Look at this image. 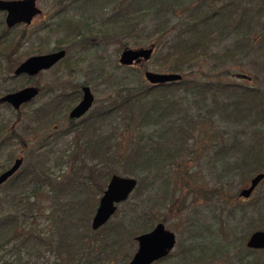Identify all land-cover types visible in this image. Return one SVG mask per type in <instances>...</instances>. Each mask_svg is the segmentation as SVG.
<instances>
[{"label":"rangeland","instance_id":"rangeland-1","mask_svg":"<svg viewBox=\"0 0 264 264\" xmlns=\"http://www.w3.org/2000/svg\"><path fill=\"white\" fill-rule=\"evenodd\" d=\"M110 1H39L38 8L42 9V15L35 19L32 26L22 25L18 30L26 32V40L23 41L25 44L17 52L20 64L31 57L68 51L67 56L60 64L50 71L43 72L40 77L31 80L26 76L16 78L12 74L10 76L14 77L13 80L5 82L10 77L7 71L8 56L7 54L5 56L0 54V92L4 90L18 92L27 87H36L34 84L37 83L43 91L41 97L22 109L24 120L18 124L17 112L13 108L9 109L7 105L0 108V128L5 121H9L10 129L12 130L14 127L16 133L23 138L25 137L28 144L27 148L24 149L23 145H18L17 141H13L12 144L3 149L0 153V176L14 166L16 160L20 159L24 164L16 176L21 172H26L33 166L32 164L36 166L37 161H40V169H38L40 174L47 175L48 171L53 168L55 176L61 175L60 167L63 169L64 164H66L65 152H68L77 140L75 135L62 137V134L67 131V123L70 120L69 114L81 101V87L89 86L95 95V105L88 113L91 115L106 109L107 105L110 106V103L117 99V95L122 89L135 92L139 89L142 90V88H149L150 84L145 80L146 71L173 74L158 69L163 64V62L161 63L162 56L167 52L164 46L153 54L151 61L143 63L141 66L131 67L133 71H127L126 69L129 68L119 64V58L126 48L140 50L147 48L148 45L142 44L140 39L126 37V32L121 25H115V17L113 16L116 13V5ZM217 1L221 2V0ZM0 20L6 23L5 15L2 13ZM256 21L258 24L252 26L250 33H248L249 36L242 32L231 33L225 38H217L210 47L207 54L208 61L212 66H219L217 73L223 78L226 85L256 88L259 91H264V17ZM183 22V16L172 17L173 25L179 26ZM143 25L142 28L145 26L149 29L152 28V18H149ZM12 31L16 32V29ZM244 36L249 37L248 43L246 42L249 48L241 52L242 55L236 57L233 55V49L238 44L243 45L241 42ZM19 39L20 34L17 41ZM14 49L16 48H12L13 52ZM239 74L251 78L250 82L236 79V75ZM60 85L61 87H59ZM76 86H80V89L74 91ZM52 87L57 88L55 92L50 90ZM73 92L80 94L77 103L71 104L70 100L66 104L59 103L61 95ZM5 95L7 94L4 92L0 93V99ZM150 102H153V99ZM197 102L191 101L184 107L187 112L185 115L186 123L183 125H185V132L188 133L187 138L184 139L187 154H195L193 155L195 158L199 156L200 158L193 162L191 160L187 166L183 167V171L191 170L193 174L196 173L194 182L195 180L198 181V187L191 185L190 190H185L179 186L173 196L171 191L165 196L167 189L164 188V185L167 180L163 176L170 172L171 177L176 179L175 170L173 168L163 169L162 166L156 172L148 175L145 173L141 179L144 182L143 189L154 183L153 187L149 191H144L143 196L136 200L133 199L134 195H132L125 204L119 207L118 213L110 221V226L119 225L125 228L130 226L140 235H143L144 233L141 232L149 227L154 226L155 228L159 223L165 224L169 232L175 233L177 246L172 252L171 259L163 264H264V252H254L246 248L252 234L257 231H264V204L262 203L264 201V182L256 189L251 199L243 200L240 198V193L250 186L251 180L242 183L241 178L236 177V175L228 176L225 173L223 163L217 164L214 153L219 147L213 142V139L215 136H223L224 123L218 117L214 119L215 122L211 120L208 126L201 125L200 117L203 120L208 109L205 105L202 106ZM189 108L191 110L188 111ZM37 111L55 112V115H59L60 118L53 119L47 129H44L47 125L44 126L41 119L37 118L35 114ZM88 115L78 122L87 119ZM122 116L115 115L110 117L105 125L101 126V123L97 125L95 134L83 129L81 141L83 140L82 142L86 144L92 140L94 145L103 146L110 151L112 145L121 144L122 139L124 140L123 129L125 126L122 124L124 123ZM257 129L264 130L262 127ZM161 131L157 129L143 130L138 135L139 137L146 135V137H151L157 141ZM246 132L244 141L251 143V146L254 133L257 130L252 128ZM50 136L60 137L57 145H49L50 150H53L52 156L48 154L49 148L46 149L47 151L39 150L41 146L46 144V139ZM49 142H53V140ZM180 144L179 141L171 143V146L162 144L166 148L163 153H166L169 148L174 150L173 147H178ZM191 159L193 158L191 157ZM91 161L88 163H92L91 167H94L97 160ZM28 166L30 167L27 168ZM106 166L108 168L102 170L101 173L102 179L106 183L103 181L102 184H96L94 188L92 187L93 204L91 212L93 208L95 211L89 221H86L90 227H92L91 223L102 198L99 194L97 195L98 190L102 189L104 193L110 183L111 176L108 177V175L110 170L112 171L110 168L114 167L113 160L109 159ZM116 174L122 178H133L123 175L121 169H118ZM27 179L28 181L25 183L16 182L18 188L12 187V179L0 188V216L7 213L28 215L31 210L30 202L27 201L25 207L19 206L20 201L24 198L27 199L32 192L31 188L26 189L32 178L29 176ZM203 192L204 196H202ZM45 195L40 194L31 200L32 204L38 203L41 213L37 212L38 215L35 214L36 219L30 220L32 227L29 223L27 226L31 230H35L37 234L39 232L46 235L51 233L47 237L58 243L61 242V236L64 234L63 231L60 236L59 233L61 232L58 230L68 229L69 226L67 223L57 226V220L55 221L56 218L52 215V211L56 210L53 209V198ZM79 226L82 228L84 225L80 222ZM7 237L8 235L6 236L4 233L0 234V244H4ZM136 238H127L131 241L127 244L123 243V253L120 255L115 257L113 256L114 253L110 254L111 259H113L112 264H128L135 257L138 251ZM123 242L127 241L123 240ZM5 246L0 248V264H52L57 260L54 255L46 253L45 257L40 258L28 256L25 251L16 249L15 244ZM118 246L121 247L120 244ZM188 251L190 256L192 254V259L186 258L189 254ZM125 259L127 262L124 261Z\"/></svg>","mask_w":264,"mask_h":264},{"label":"trees","instance_id":"trees-1","mask_svg":"<svg viewBox=\"0 0 264 264\" xmlns=\"http://www.w3.org/2000/svg\"><path fill=\"white\" fill-rule=\"evenodd\" d=\"M110 3L116 5V13L113 16L115 25H121L126 32V37L140 39L142 44L148 45L147 48L155 47V52L164 46L167 52L162 56L163 64L158 69L180 74L184 81L174 85L150 86L135 92L122 89L117 99L112 101L110 106L107 105L106 109L88 115L87 119L78 124L68 120L67 131L62 134V137L75 135L77 140L69 148L70 150L65 152L66 164L63 169L60 167L61 175L55 176L53 168L47 175L40 174L38 172L40 161H37L36 166L34 164L32 167L28 166L27 168L30 167V169L12 179L11 184L15 189L18 188L16 182L25 183L28 181L27 177L32 178L26 187L28 190L32 189V195L29 194L27 199H22L19 205L25 207L29 201L31 210L28 215L21 212L22 214L19 215L7 213L0 216V234L8 235L5 243L0 244V248L3 245L15 244L16 249L25 251L31 257L40 258L45 257L46 254H52L57 259L52 264H112L113 259L110 254L114 253L113 256L116 257L123 253V243L127 244L131 241L127 238H136L140 233L130 226L126 228L119 225L110 226L111 223L97 232L92 231V227L86 221H89L95 211L93 208L91 212L94 185H100L103 181L106 183L101 173L108 168L106 163L111 159L114 167L110 168L112 171L110 170L108 177L117 175L118 169H121L123 175L140 180L133 194L135 200L151 190L154 185L152 183L143 189L144 182L141 180L143 175L156 172L162 166L163 169L173 168L177 177L173 179L170 172L163 176L167 180L164 185L167 189L165 196L170 194V191L173 196L179 186L185 190H190L191 185L198 187V181L194 182L196 173L193 174L191 170L183 171V167L187 166L191 160L193 162L200 158V156L195 158L193 156L195 154H187L184 142L188 135L183 125L186 123L187 112L184 107L191 101H198L197 103L205 105L208 109L203 120L199 116L202 121L200 123L204 127L218 117L223 120V136H215L213 142L219 147L214 153L215 160L217 164L223 163L225 173L228 176L236 175L241 178L242 183L264 174V130L257 129L264 128V91L226 85L217 73L219 66H212L207 56L212 43L217 38H225L231 33H250L252 26L258 24L256 20L264 17V0H221V2L217 0H111ZM174 16H183L182 25L172 24ZM149 18L153 21L152 28L149 29L146 26L142 28L141 26H144L143 24ZM19 27L15 28L16 32L12 31L13 29L9 30L5 22L0 20V54L8 56L9 76L21 65L17 52L25 44L23 41L26 40V32L18 31ZM19 34L20 39L17 41ZM244 38L241 42L243 45L238 44L233 49V55L236 57L249 48L246 44L249 37ZM12 48H16L14 52ZM214 64H216L215 61ZM126 70L133 71V68ZM13 78L10 76L5 82H11ZM34 85L39 86L38 83ZM57 88L52 87L50 90L55 92ZM79 89L80 86H76L74 91ZM3 92L9 94L13 91L4 90ZM79 98L78 92L66 93L61 95L59 103L66 104L70 100V103L74 104ZM151 99L153 102H150ZM3 106L6 105L1 104L0 108ZM7 108L11 109L8 106ZM21 111L17 112V124L24 120ZM35 114L44 126L47 125L44 129H47L53 119L60 118L59 115H55V112L37 111ZM115 115H123L124 123L122 124L125 127L124 140L122 139L121 144L112 145L108 151L103 146L94 145L92 140L86 144L82 142L83 140L81 141L83 129L95 134L97 125L100 123L101 126L105 125L110 117ZM252 128H255L257 132L254 133L250 146L251 143L244 141V136L246 137V131ZM150 129L162 130L157 141L146 135L139 137L138 134L143 130ZM51 140L53 142H49ZM59 140L60 137L50 136L39 150L47 151L46 149L49 148L48 154L52 156L53 150H50L49 145H57ZM13 141L23 145L24 149L27 148L25 137L19 136L14 127L11 130L9 121H5L0 128V153ZM175 141L181 142L182 145L173 147L174 150L169 148L166 153H163L166 148L162 144L170 145ZM109 144H111L110 141ZM93 159L97 160V164L91 167L94 163L91 161ZM90 161L91 164L88 163ZM40 194L53 198V209L56 210L52 211V215L55 216V221L57 220V226L65 223L69 226L68 229L58 230L61 232L60 236L64 231L61 242L55 243L52 238L47 237L51 233L37 234L35 230L30 229L31 221L36 219L35 214L41 213L38 203L32 204L31 200ZM98 194L103 196L102 189L98 190ZM218 197L220 198V195ZM262 203L264 204V201ZM80 222L84 225L82 228L79 226ZM28 223L30 227L27 226ZM153 228L154 226H151L141 233H148ZM191 256L189 253L186 258L192 259Z\"/></svg>","mask_w":264,"mask_h":264},{"label":"water","instance_id":"water-1","mask_svg":"<svg viewBox=\"0 0 264 264\" xmlns=\"http://www.w3.org/2000/svg\"><path fill=\"white\" fill-rule=\"evenodd\" d=\"M40 0H0V13L5 15L6 27L9 30L25 25L30 27L37 17L42 15V9L38 8ZM155 52V47L142 48L140 50L126 49L122 52L119 58V64L122 67L130 68L140 66L142 63L151 61ZM67 56V51L53 52L50 55H42L31 57L15 70L14 77L20 78L26 76L29 79L37 78L43 72L54 69ZM239 80L249 81L251 78L244 75H237ZM145 80L150 86L160 87L163 85H174V83H181L184 81L180 74H158L147 71L145 73ZM83 98L78 106L69 114L72 121H78L84 118L92 110L95 102V96L91 89L86 87L82 90ZM39 91L35 87H27L18 92H12L0 99V105L4 104L13 108L16 112L22 110V107L31 104L39 96ZM24 162L22 159L16 160L14 166L5 171L0 176V188L4 186L9 180L15 177L17 172L21 169ZM102 198L100 205L96 211V215L92 221V231L97 232L103 229L117 214L118 208L125 204L130 197L135 193L139 185L137 179L128 177H119L114 175L110 179ZM264 182V174L255 176L250 181V186L240 193V197L244 200L252 198L256 189ZM137 244L139 248L135 257L129 264H154L161 259L168 257L176 247V236L172 232H168L163 225H159L152 232L147 235L137 237ZM247 248L253 251H264V231H257L252 234L247 243Z\"/></svg>","mask_w":264,"mask_h":264},{"label":"flooded vegetation","instance_id":"flooded-vegetation-1","mask_svg":"<svg viewBox=\"0 0 264 264\" xmlns=\"http://www.w3.org/2000/svg\"><path fill=\"white\" fill-rule=\"evenodd\" d=\"M42 75V74H41ZM40 75V76H41ZM40 76H38V77H40ZM87 87H89V86H87ZM35 88H37L38 89V91H39V97H41V94H42V90L39 88V86H36ZM84 88H86V86H83V87H81V94H82V90L84 89ZM90 88V87H89ZM91 89V88H90ZM92 92V91H91ZM93 94V93H92ZM95 96V95H94ZM82 98H83V94H82V97H81V100H82ZM35 100H33V102H34ZM95 101H96V99H95ZM32 102V103H33ZM81 102V101H80ZM79 102V103H80ZM31 103V104H32ZM78 103V104H79ZM78 104H77V106H78ZM30 105V103L29 104H27V105H24L23 107H25V106H29ZM94 105H95V102H94ZM23 107H22V109H23ZM94 107V106H93ZM75 109V108H74ZM85 117H87V115L85 116ZM84 117V118H85ZM70 118V117H69ZM84 118H82V119H84ZM71 120V119H70ZM81 120V119H80ZM72 121V120H71ZM73 122H78V121H73ZM159 225H163L164 227H165V229L167 230V228H166V226H165V224H163V223H159ZM159 225H157L155 228H157ZM155 228H153V229H151L150 231H148V233H150V232H152ZM168 231V230H167ZM169 232V231H168ZM171 232V231H170ZM148 233H146V234H143V235H147ZM173 233V232H172ZM174 235H175V233H173ZM140 236H142V235H139V236H137V237H140ZM176 236V235H175ZM137 239V238H136ZM136 239H135V241H136ZM176 242H177V239H176ZM137 243V242H136ZM248 243V242H247ZM176 246H177V244H176ZM138 248H139V244H138ZM176 248V247H175ZM246 248H247V246H246ZM248 249V248H247ZM175 250V249H174ZM173 250V251H174ZM249 250V249H248ZM173 251H171V254L168 256V257H166V258H164V259H161L160 261H158V262H156V263H154V264H160L161 262H165V261H167V260H169V259H171V256H172V252ZM251 251H253V250H251ZM258 251H260V250H258ZM258 251H254V252H258ZM261 252H264V251H261ZM131 262V261H130ZM129 262V263H130ZM128 263V264H129Z\"/></svg>","mask_w":264,"mask_h":264}]
</instances>
